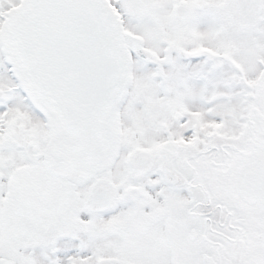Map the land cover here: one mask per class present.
Listing matches in <instances>:
<instances>
[{"label":"snow or ice","instance_id":"obj_1","mask_svg":"<svg viewBox=\"0 0 264 264\" xmlns=\"http://www.w3.org/2000/svg\"><path fill=\"white\" fill-rule=\"evenodd\" d=\"M0 264H264V0H0Z\"/></svg>","mask_w":264,"mask_h":264}]
</instances>
